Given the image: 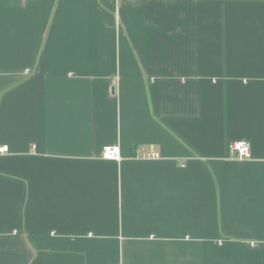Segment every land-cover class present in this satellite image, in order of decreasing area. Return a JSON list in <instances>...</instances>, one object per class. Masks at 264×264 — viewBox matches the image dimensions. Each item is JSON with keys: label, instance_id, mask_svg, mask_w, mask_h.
Listing matches in <instances>:
<instances>
[{"label": "crops", "instance_id": "0c3cea01", "mask_svg": "<svg viewBox=\"0 0 264 264\" xmlns=\"http://www.w3.org/2000/svg\"><path fill=\"white\" fill-rule=\"evenodd\" d=\"M4 145L0 264H264V0H0Z\"/></svg>", "mask_w": 264, "mask_h": 264}, {"label": "built area", "instance_id": "2783aa9c", "mask_svg": "<svg viewBox=\"0 0 264 264\" xmlns=\"http://www.w3.org/2000/svg\"><path fill=\"white\" fill-rule=\"evenodd\" d=\"M8 152L6 145L0 147V154ZM230 155L232 158L237 160H246L251 157V148L248 142H233L230 145ZM104 157L108 159H119L118 150L116 148H107L104 151ZM147 159H157L159 155L155 152H149L143 155Z\"/></svg>", "mask_w": 264, "mask_h": 264}]
</instances>
